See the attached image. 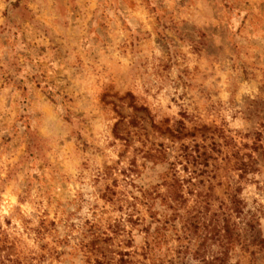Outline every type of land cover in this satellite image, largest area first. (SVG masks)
Here are the masks:
<instances>
[{
    "label": "rangeland",
    "instance_id": "1",
    "mask_svg": "<svg viewBox=\"0 0 264 264\" xmlns=\"http://www.w3.org/2000/svg\"><path fill=\"white\" fill-rule=\"evenodd\" d=\"M207 261L264 264V0H0V264Z\"/></svg>",
    "mask_w": 264,
    "mask_h": 264
},
{
    "label": "trees",
    "instance_id": "2",
    "mask_svg": "<svg viewBox=\"0 0 264 264\" xmlns=\"http://www.w3.org/2000/svg\"><path fill=\"white\" fill-rule=\"evenodd\" d=\"M167 195L169 199H173L174 201H180V197L182 196L181 194V190L180 187H178L176 184L174 183H170L168 188H167ZM166 195V196H167ZM168 201V203H171V200H166ZM233 201V200H232ZM235 201H233L234 203ZM168 205H172V204H168ZM236 209V208H235ZM232 209L235 212H238L239 210H235ZM181 215V213H179V211L177 210L176 206L173 207L172 213L168 215L167 219H172L174 220H178L182 222V227H184L185 229H189L192 230L193 232H197L198 228H200V225H203L204 228H207L208 226L212 227L213 226V230L216 228L215 225H213L211 222H207L205 223V217L203 215H200L199 213H194L191 217L184 216ZM190 225V226H189ZM233 226L234 224L231 221V218L228 215H225V217L222 219V229L224 230V235H228L229 236V241H232L233 239ZM160 231H157V234H159ZM152 235V239L154 240V242L156 241V236ZM151 235V234H150ZM209 261H207L206 264H215L213 261H211L210 263H208ZM222 263V262H221Z\"/></svg>",
    "mask_w": 264,
    "mask_h": 264
}]
</instances>
